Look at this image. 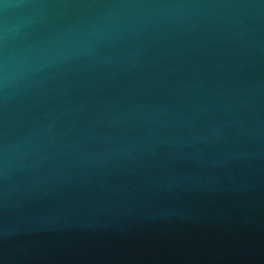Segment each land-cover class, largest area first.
<instances>
[{"label":"water","instance_id":"water-1","mask_svg":"<svg viewBox=\"0 0 264 264\" xmlns=\"http://www.w3.org/2000/svg\"><path fill=\"white\" fill-rule=\"evenodd\" d=\"M0 264H264V0H0Z\"/></svg>","mask_w":264,"mask_h":264}]
</instances>
